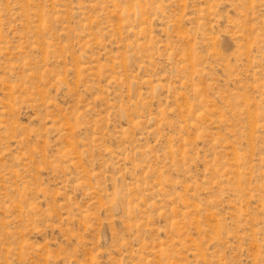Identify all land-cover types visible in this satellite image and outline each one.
Returning a JSON list of instances; mask_svg holds the SVG:
<instances>
[{
  "label": "rangeland",
  "instance_id": "1",
  "mask_svg": "<svg viewBox=\"0 0 264 264\" xmlns=\"http://www.w3.org/2000/svg\"><path fill=\"white\" fill-rule=\"evenodd\" d=\"M0 264H264V0H0Z\"/></svg>",
  "mask_w": 264,
  "mask_h": 264
}]
</instances>
